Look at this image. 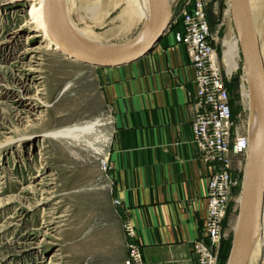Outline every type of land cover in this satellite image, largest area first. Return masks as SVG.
Segmentation results:
<instances>
[{
    "label": "rangeland",
    "instance_id": "374dc122",
    "mask_svg": "<svg viewBox=\"0 0 264 264\" xmlns=\"http://www.w3.org/2000/svg\"><path fill=\"white\" fill-rule=\"evenodd\" d=\"M132 1L66 3L79 33L97 43L119 45L145 24L139 16H129ZM182 1L172 0V10ZM202 1L217 34L234 128L249 136L254 104L243 95L247 77L241 50L231 73L224 60L225 42L238 37L230 1ZM252 3L264 42V0ZM29 4L0 0V264H124L123 227L100 164L111 132L99 92L100 67L49 47L37 26L27 21ZM93 125L92 132L78 138L59 133ZM229 157L235 184L222 219V237L213 247L215 264L227 262L247 151ZM261 235L263 244L256 246L250 264H258L263 255L264 226Z\"/></svg>",
    "mask_w": 264,
    "mask_h": 264
},
{
    "label": "crops",
    "instance_id": "0c3cea01",
    "mask_svg": "<svg viewBox=\"0 0 264 264\" xmlns=\"http://www.w3.org/2000/svg\"><path fill=\"white\" fill-rule=\"evenodd\" d=\"M97 80L109 113L108 179L119 222L133 225L146 264H198L193 242L203 235L214 165L193 143L194 68L184 45L168 28L140 59L100 67Z\"/></svg>",
    "mask_w": 264,
    "mask_h": 264
},
{
    "label": "built area",
    "instance_id": "2783aa9c",
    "mask_svg": "<svg viewBox=\"0 0 264 264\" xmlns=\"http://www.w3.org/2000/svg\"><path fill=\"white\" fill-rule=\"evenodd\" d=\"M168 28L173 30L175 41L184 45L194 68L193 143L199 158L214 165L207 181L203 235L193 242V248L198 264H215L216 252H213V247L222 237V219L235 184L229 155L246 152L249 141L247 134L238 132L233 125L229 90L217 55V34L211 29L205 3L202 0L180 2L173 11ZM100 164L108 177V157L104 156ZM114 202L117 203V200ZM122 227L127 241L124 264H146L141 247L135 241L133 225L124 219Z\"/></svg>",
    "mask_w": 264,
    "mask_h": 264
},
{
    "label": "water",
    "instance_id": "95a60500",
    "mask_svg": "<svg viewBox=\"0 0 264 264\" xmlns=\"http://www.w3.org/2000/svg\"><path fill=\"white\" fill-rule=\"evenodd\" d=\"M230 15L240 40L245 73L256 95L261 135L257 154L247 150L246 166L238 201L226 264H246L255 239L260 235L264 191V63L259 36L251 15L249 0H229ZM147 33L119 45H96L84 41L70 23L60 0H44L49 35L58 51L83 64L118 67L130 64L147 54L166 32L173 18L168 0H149Z\"/></svg>",
    "mask_w": 264,
    "mask_h": 264
},
{
    "label": "bare ground",
    "instance_id": "6f19581e",
    "mask_svg": "<svg viewBox=\"0 0 264 264\" xmlns=\"http://www.w3.org/2000/svg\"><path fill=\"white\" fill-rule=\"evenodd\" d=\"M60 1H61V4L63 5L65 13L68 17V10H67V3H66L67 0H60ZM168 2H169V6L172 8L171 1L168 0ZM132 3H133V5L131 6L129 16L132 18H134L135 16H139L141 19H143L145 21V24L142 25V28L137 33V35L134 36L132 39L128 40L127 42L133 40L139 34H141V36H143L144 34L147 33L148 24H149V17H150V2H149V0H133ZM249 5H250V10H251L253 22H254L257 34L259 36V30L257 28L256 19L254 16L255 6L253 5L252 0H249ZM29 6H30V8L27 10V13L29 16L27 19L28 23H32V24H35V26H37L38 30L43 35V38H45L47 40L49 47H52L53 49H58V46L55 43H53V41L49 35V32H48V27H47V23H46V19H45V12H44V0H30ZM68 19H69L70 23L72 24V21L70 20L69 17H68ZM72 26L74 27L73 24H72ZM75 30L77 31L79 36L84 41H86L87 43H89L91 45H93V44L103 45V47H105L107 45V44L94 42V41L88 39L87 37L83 36L81 33H79L76 28H75ZM225 45H226V50H225L224 60H225V64L228 67V72L231 73V71L237 66L236 58L238 57L239 51L241 50L239 37L231 38L230 40L225 42ZM246 77H247V89L244 91L243 95L249 103L252 100L253 104H254L253 105L254 106L253 118L250 122V127H249V136L247 135L248 141H249V144H248L249 151H252V160H253V158L255 157V155L257 154L258 149H259L260 135H261V116H260L257 98H256V95L253 91L250 79H249L247 74H246ZM93 129H94V125L93 126L80 127V128H73V129H69L68 131L59 132V133L65 137L73 136V137L78 138L81 134H85V133L87 134V133L92 132ZM74 139H76V138H74ZM88 143L93 145V143H91V142H88ZM95 149H96L97 153L101 152L100 148L95 147ZM263 195H264V191H263ZM263 221H264V201L262 204V219H261V224H260V235L258 236L257 239H255V241L253 243V246H252V249H251V252H250V255L248 257L246 264H250V261H251V258L253 256V253H254L256 246L263 244V237L261 235L262 231H263Z\"/></svg>",
    "mask_w": 264,
    "mask_h": 264
},
{
    "label": "trees",
    "instance_id": "16d2710c",
    "mask_svg": "<svg viewBox=\"0 0 264 264\" xmlns=\"http://www.w3.org/2000/svg\"><path fill=\"white\" fill-rule=\"evenodd\" d=\"M226 86H227V83H226ZM232 113V112H231Z\"/></svg>",
    "mask_w": 264,
    "mask_h": 264
}]
</instances>
